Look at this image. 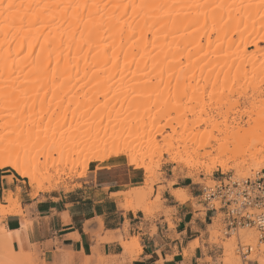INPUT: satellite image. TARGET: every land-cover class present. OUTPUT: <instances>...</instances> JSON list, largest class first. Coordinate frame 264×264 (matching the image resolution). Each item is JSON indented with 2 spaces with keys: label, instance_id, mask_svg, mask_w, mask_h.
Returning a JSON list of instances; mask_svg holds the SVG:
<instances>
[{
  "label": "rangeland",
  "instance_id": "1",
  "mask_svg": "<svg viewBox=\"0 0 264 264\" xmlns=\"http://www.w3.org/2000/svg\"><path fill=\"white\" fill-rule=\"evenodd\" d=\"M205 1L199 0L195 4H203ZM248 1L244 0L245 3ZM250 2L255 5L257 2L259 11L251 17V23H241L237 31L232 33L231 39L230 33L219 39L218 33L208 21L203 26H191L183 30L185 34L188 33L190 43L186 47L179 45L177 53L169 56L170 58L165 57L163 64L154 69L146 68L136 74H132V70L129 72L131 74L127 71L128 75L123 80H120L119 75L108 78L105 77L107 73L100 72L97 80L87 82L82 79L76 82L77 87L83 84L78 89L77 96L70 100L60 89V93L57 91L53 95L49 90L43 96L40 93L45 89L41 90L42 85H39L37 88H40V93L35 95L39 92L37 89L35 96L31 94L21 97V102L26 98L25 101H29V104L34 102V109L27 106L15 118L14 123L7 122L10 110H5L7 108L0 103V123H5L0 129V137L15 127L31 129L38 123L48 122L53 109L55 113L52 122L59 127L53 126L39 133L34 127L31 135L24 134L16 141L21 147L28 148L31 157L38 160L37 173L41 182L40 186L31 185L28 178L16 176L10 169L0 168V219L7 214L21 212L20 202H8L5 199V195L12 191H5L2 195L1 175L4 174H10L11 178L16 179L25 189L29 188L30 193L36 196L41 191L61 187L69 189L70 182L85 176L94 168L121 163L123 167L141 171L144 176V187L119 193L125 196L138 194L132 196L133 198L128 197L125 207L132 208V211H146L142 212L146 216L154 217L162 210L163 192L177 183L190 186L196 193H200L204 185H214L225 176L250 177L263 170L264 165L260 162L264 159V144H258L263 151L256 161L248 160L243 168L235 166L242 160L238 153L264 139V129L254 128L247 133L241 131L237 134L226 129L227 122L233 118L244 116V121L250 119L253 124V120L264 112V40L259 42L258 47L249 44L246 47L243 39L249 33L239 39V34L249 28L264 33V0H250L248 3ZM242 4L243 2L240 5ZM220 11L216 10L214 13L217 15ZM181 32H175L173 36L176 38ZM208 36L211 43L207 41ZM244 49L246 53L243 52ZM168 59H172L170 67L165 66ZM195 59L197 60L194 61ZM142 81L146 82L143 86L140 85ZM59 82L61 81L55 82V87L60 85ZM105 92L107 95H104ZM123 92H127L128 101L122 98ZM184 96L192 99L194 103L175 102L177 97ZM132 97H151L155 100V105L150 108L151 112L145 115L150 119L145 117L142 120L140 116L133 114V108L128 103ZM205 99L209 101L207 104L204 103ZM117 111L120 115L116 114ZM64 112L66 117L61 121ZM72 112L83 114L79 118L80 123L75 125L74 122L75 126L70 128ZM249 127L248 124L245 125V128ZM58 130L73 134L59 140L58 136L53 137ZM150 134L156 139L155 145L148 142ZM124 145L128 147L120 152H113L118 146L123 149ZM162 147L173 150V155H180L191 161V167L184 165L183 169L174 168L171 171L166 167H154L153 153ZM99 152V157H93ZM205 153L207 154L204 155ZM128 154H132V158L138 161V166L129 163ZM255 162L261 164V167L254 169ZM17 191H21V188ZM182 191L183 196L188 199L189 191ZM13 196L18 198L14 193ZM199 199L200 197L194 199L195 207L204 210ZM197 201L200 205H197ZM209 215L208 243L214 246L217 256L207 257L208 263L224 264V244L230 239L233 241L236 260L232 264H257V255H264V245L257 246V232L251 228H239L227 233L222 213L213 212ZM247 233L251 234V238L247 239ZM238 242L254 246L253 253L248 257L250 261L242 262L237 252ZM198 245L196 239L194 247ZM13 256L11 264H19L26 255L15 251ZM26 260L27 264H32L29 257Z\"/></svg>",
  "mask_w": 264,
  "mask_h": 264
},
{
  "label": "bare ground",
  "instance_id": "2",
  "mask_svg": "<svg viewBox=\"0 0 264 264\" xmlns=\"http://www.w3.org/2000/svg\"><path fill=\"white\" fill-rule=\"evenodd\" d=\"M198 1L0 0V103L7 108L5 110H10L7 122L14 123L15 118L19 117L27 106L29 109H34V102L29 104V101H25L27 98L21 102V97L40 93V88H37L39 85H42L41 90H46L45 93V90L40 93L43 96L49 90L54 95L60 89L69 100L73 99L83 84L77 87L75 83L82 79L87 82L97 80L100 78V72L107 73L105 77L108 78L119 75L120 80H123L126 75L131 74L129 73L131 70L132 74H136L146 68L159 67L165 57H172V54L177 53L179 45L183 44L186 47L188 42L190 43L188 33L185 34L183 31L187 27L203 26L209 21L213 30L218 33L219 39L224 38L228 33L231 34V39L232 33L237 31L238 26L243 22L248 23L259 11L257 2L256 5L252 2L248 3L250 0L246 3L244 0H206L203 4H195ZM241 1L242 5H240ZM216 10L221 11L216 15L214 13ZM238 14L241 16H237ZM178 31L182 32L177 35L178 37L176 36L175 41L173 34ZM245 33L249 34L244 37ZM260 34L258 30L249 28L239 34V39L244 37L243 42L245 40L246 47L248 44L258 47L259 42L264 40V33ZM207 41L211 43L210 36ZM187 56L189 57L188 54ZM171 60L168 59V65L165 62L166 67H170ZM57 81L61 82L55 87ZM144 83L146 82L142 81L140 85L143 86ZM36 90L39 92L35 93ZM121 95L124 96L122 97L124 101L126 99L128 101L127 92ZM154 102L151 97L143 99L132 97L128 103L133 108V114L144 120L145 115L151 112L150 108ZM65 112L61 121L66 117ZM54 113L53 109L48 122L34 126L37 133L54 126L52 122ZM117 113L120 115L118 111ZM82 114L72 112L70 128L80 123L79 118ZM147 117L150 119L149 116ZM243 117L233 118L227 122L226 129L234 134L241 131L247 133L254 128L264 129V112L253 120V124L252 120L244 121ZM246 124L250 127L245 128ZM4 125L5 123H0V129ZM34 127L31 129L15 127L9 130L0 137V153L8 152L14 157L19 156L21 162L29 161L30 184L40 186L41 181L37 173L38 160L31 157L28 148L21 147L19 142H16L24 134L31 135ZM54 128L59 127L54 126ZM71 134L73 133L69 131L58 130L53 137L58 136V139L62 140L65 136L71 137ZM150 135L148 142L155 145L156 139L152 134ZM258 144L263 145L264 139L258 140L253 145L250 144L251 146L244 148L242 153H238L242 156V160L235 168H243L248 160L254 161L258 158L257 156L263 151ZM127 147L124 145L122 149L118 146L113 152H120ZM99 154L101 153L94 154L93 157H99ZM260 163L264 165V159ZM258 164L255 162L253 168H260L261 164ZM213 167L215 168V165H212ZM182 192L178 189L174 194L177 198L185 200L186 197ZM136 195L138 194H130L126 198ZM5 199L8 202L16 200L19 204V199H15L12 192L7 193ZM12 232L4 226L0 227V264L11 263L9 260L14 253ZM247 234L248 236L245 235L247 239L251 238V234ZM234 252L233 241L229 239V242L224 244V260H222L224 264H232L236 261ZM256 261L257 264H264V255H257Z\"/></svg>",
  "mask_w": 264,
  "mask_h": 264
},
{
  "label": "crops",
  "instance_id": "3",
  "mask_svg": "<svg viewBox=\"0 0 264 264\" xmlns=\"http://www.w3.org/2000/svg\"><path fill=\"white\" fill-rule=\"evenodd\" d=\"M143 177L115 163L77 177L69 189L33 196L10 174L1 175L2 195H17L21 212L2 217L0 227L13 231L14 252L26 255L19 264L28 257L32 264H209L207 257L217 256L207 234L213 212L195 207L200 193L177 183L163 192L162 210L146 216L126 208L119 194L144 187ZM178 189L188 190L189 198H177Z\"/></svg>",
  "mask_w": 264,
  "mask_h": 264
},
{
  "label": "built area",
  "instance_id": "4",
  "mask_svg": "<svg viewBox=\"0 0 264 264\" xmlns=\"http://www.w3.org/2000/svg\"><path fill=\"white\" fill-rule=\"evenodd\" d=\"M199 201L205 211L222 213L227 233L239 228L257 232V246L264 245V169L250 177L225 176L214 185H204ZM254 246L238 242L242 262L249 261Z\"/></svg>",
  "mask_w": 264,
  "mask_h": 264
},
{
  "label": "snow or ice",
  "instance_id": "5",
  "mask_svg": "<svg viewBox=\"0 0 264 264\" xmlns=\"http://www.w3.org/2000/svg\"><path fill=\"white\" fill-rule=\"evenodd\" d=\"M176 103L192 104L194 101L187 96L177 97ZM209 101L205 99L204 103ZM203 111V109H201ZM154 167L162 169L166 167L169 171L174 168L183 169L184 165L191 167V161L182 158L180 155H173V150H167L161 148L159 151L153 153ZM129 163L138 166V161L132 158V154L127 155ZM30 162H21L19 156H13L11 153H0V168L10 169L16 176H22L25 178L30 177Z\"/></svg>",
  "mask_w": 264,
  "mask_h": 264
}]
</instances>
